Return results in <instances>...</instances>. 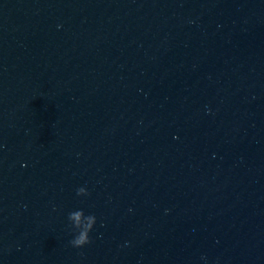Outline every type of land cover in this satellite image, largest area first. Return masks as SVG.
Instances as JSON below:
<instances>
[{"label":"clouds","instance_id":"9594fccd","mask_svg":"<svg viewBox=\"0 0 264 264\" xmlns=\"http://www.w3.org/2000/svg\"><path fill=\"white\" fill-rule=\"evenodd\" d=\"M87 194L86 189L83 187L77 190V195ZM68 219L74 222L72 227L78 229L77 234L71 241L73 247L82 248L91 243L89 233L92 231L96 223V217L94 215H85L83 210H76L69 213Z\"/></svg>","mask_w":264,"mask_h":264}]
</instances>
